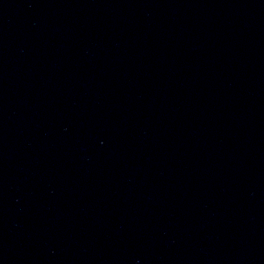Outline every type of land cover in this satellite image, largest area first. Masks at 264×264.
<instances>
[{
  "label": "water",
  "instance_id": "1",
  "mask_svg": "<svg viewBox=\"0 0 264 264\" xmlns=\"http://www.w3.org/2000/svg\"><path fill=\"white\" fill-rule=\"evenodd\" d=\"M0 264H264V0H0Z\"/></svg>",
  "mask_w": 264,
  "mask_h": 264
}]
</instances>
